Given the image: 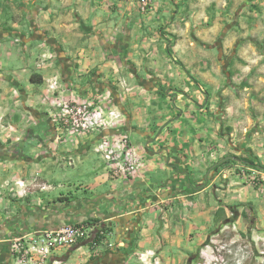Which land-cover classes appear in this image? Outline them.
Returning <instances> with one entry per match:
<instances>
[{"label": "crops", "instance_id": "obj_1", "mask_svg": "<svg viewBox=\"0 0 264 264\" xmlns=\"http://www.w3.org/2000/svg\"><path fill=\"white\" fill-rule=\"evenodd\" d=\"M152 2L155 11L147 14L138 0H0V120L9 128L0 129V264L12 261L6 245L16 235L91 219L112 230L108 243L94 251L86 244L57 249L53 259L188 264L225 217L264 230V183H246L238 173L242 161L213 170L199 187L227 155H253L264 166V0H248V11L247 0ZM47 48L56 56L37 69ZM55 74L70 95H111L125 125L60 140L42 104ZM114 131L144 147L146 174L109 175L96 146ZM61 159L77 168L80 193L6 196L2 176L30 180L27 164L47 165L48 172Z\"/></svg>", "mask_w": 264, "mask_h": 264}, {"label": "built area", "instance_id": "obj_2", "mask_svg": "<svg viewBox=\"0 0 264 264\" xmlns=\"http://www.w3.org/2000/svg\"><path fill=\"white\" fill-rule=\"evenodd\" d=\"M138 1L144 13L151 14L155 11L152 0ZM54 58L55 53L47 48L35 67L42 69ZM121 83L125 91L130 90V85L125 79H122ZM42 104L45 113L60 131L59 139L66 142H76L102 130H118L127 120L125 113L113 102L111 95L100 99L85 98L76 93L70 95L68 85L59 74L48 79ZM0 129L3 133L9 131L1 120ZM143 148L127 133L121 132L103 135L97 143L96 151L102 156L109 175L115 180H121L146 174L149 158ZM238 173L246 183L253 186L264 183L263 169L243 166ZM16 185L18 194L24 195L26 184L18 181ZM166 210L168 208L164 210V219L167 218ZM233 225L235 226V223ZM111 236L112 230L101 221L65 223L57 228L16 235L10 239V249L14 264H66L61 259H53L55 250L86 244L94 251L107 244ZM203 255L208 257V261H212L208 252H203ZM153 256L155 262L159 263L160 257L155 253ZM146 257L142 255V260Z\"/></svg>", "mask_w": 264, "mask_h": 264}, {"label": "rangeland", "instance_id": "obj_3", "mask_svg": "<svg viewBox=\"0 0 264 264\" xmlns=\"http://www.w3.org/2000/svg\"><path fill=\"white\" fill-rule=\"evenodd\" d=\"M246 4L248 11L251 5L248 0ZM235 24L239 28L240 23L236 19L232 21V27ZM205 25L202 24L201 26ZM216 42L220 46L223 43V38L221 37ZM230 55L231 50L226 53L222 61L226 62ZM13 164L15 166V163ZM32 168L31 164L25 166L27 171L24 178H29L30 180L23 179L24 181H22L26 184L24 189L26 192L28 191L26 194L30 197H45L46 200H52L57 199L62 194H76L81 191V183H83V180L80 179L77 168L69 165L67 160L61 159L48 172L47 165L35 167L36 169L33 170L34 172L36 171V175L32 174ZM32 177L33 180H31ZM1 178L3 181L2 188H5L6 196H11L13 201L21 199L23 195L18 194L16 188L14 189L18 181L12 180L10 176H7V178L2 176ZM47 183L50 185L48 191L45 189ZM26 194L24 195L26 196ZM247 222H250V218H247ZM233 223L234 221L230 222L228 227L221 224L213 230L209 238L200 246L199 251L195 255L196 258L191 264H264V230L255 228L252 224L249 226L242 225L240 227L239 224H235L234 226ZM203 252H208L212 261H208V257L203 255ZM11 259L12 261H9V264H14L12 256Z\"/></svg>", "mask_w": 264, "mask_h": 264}, {"label": "trees", "instance_id": "obj_4", "mask_svg": "<svg viewBox=\"0 0 264 264\" xmlns=\"http://www.w3.org/2000/svg\"><path fill=\"white\" fill-rule=\"evenodd\" d=\"M36 77H37L36 75H32L31 76V81L34 82V83H42V78L37 79ZM239 161H242L245 166H251V167L260 168V169L264 170V166H262L261 163L257 160V158L255 156H253V155H248V156H245V157L244 156H239ZM234 162H236V161L235 160H228L225 163L217 166L214 170L218 171L221 167H224V166H226L228 164H231V163H234ZM207 185H208V182L205 183V184H201L199 187H200V189H203ZM61 199H62V197H61ZM222 213H225V209L224 208H221L220 210H218V212H217V220H218V217ZM233 217H230V218L225 217L223 219L222 225H227L230 222H232L236 218L235 216H233ZM89 221H98V220L97 219H91V220H88V221H85V222H89Z\"/></svg>", "mask_w": 264, "mask_h": 264}, {"label": "water", "instance_id": "obj_5", "mask_svg": "<svg viewBox=\"0 0 264 264\" xmlns=\"http://www.w3.org/2000/svg\"><path fill=\"white\" fill-rule=\"evenodd\" d=\"M7 33H10L12 35H14L15 33L13 32H7ZM51 46H53L54 48H56L58 50V52H61V50L59 49V47L57 46V44L52 40V39H45ZM115 131L112 133L114 134ZM228 160H236L238 161L239 158L235 155H227V156H224L223 158H221L218 162H216L215 164H213L210 169L208 170V172L206 173L205 175V181L203 184L209 182V176H210V173L219 165L225 163L226 161ZM203 186V185H202ZM191 264V263H190Z\"/></svg>", "mask_w": 264, "mask_h": 264}, {"label": "flooded vegetation", "instance_id": "obj_6", "mask_svg": "<svg viewBox=\"0 0 264 264\" xmlns=\"http://www.w3.org/2000/svg\"><path fill=\"white\" fill-rule=\"evenodd\" d=\"M3 151H5V150L2 149V152H3ZM6 250H7V258H8V261H10L11 256H12L11 249H10V243H8V244L6 245ZM195 258H196V256H194V260H195ZM194 260H191L189 263H191V262L194 261Z\"/></svg>", "mask_w": 264, "mask_h": 264}]
</instances>
